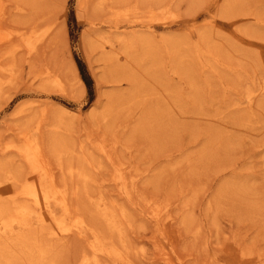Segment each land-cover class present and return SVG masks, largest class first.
<instances>
[{"label":"rangeland","instance_id":"rangeland-1","mask_svg":"<svg viewBox=\"0 0 264 264\" xmlns=\"http://www.w3.org/2000/svg\"><path fill=\"white\" fill-rule=\"evenodd\" d=\"M83 1L0 0V186L22 191L26 137L104 264H264V0ZM90 242L39 264H79Z\"/></svg>","mask_w":264,"mask_h":264},{"label":"bare ground","instance_id":"bare-ground-1","mask_svg":"<svg viewBox=\"0 0 264 264\" xmlns=\"http://www.w3.org/2000/svg\"><path fill=\"white\" fill-rule=\"evenodd\" d=\"M60 2L63 3V0H60ZM104 2L105 0H101L99 5H104ZM82 7L85 9V5L82 4ZM82 7H79V9ZM86 40L87 47L91 51L101 48V45L104 44V40L100 36H93L92 38L90 36ZM118 40L124 44L127 41L121 37ZM31 49L30 47V51ZM70 69H73V67ZM64 70H66V67ZM73 72L75 71L73 70ZM49 74L51 72H47L48 78H50ZM56 78H50L52 79L49 81L50 84H53V87L62 89V81ZM23 143L22 146L17 148V151H19L20 156L28 164L30 173L28 178L25 179L22 191L18 195H14L8 187L0 186V264H11L12 262L8 258H13L15 262H20L28 260V257L30 258L28 260L29 264H33V262L34 264H39L45 260V253L48 248H51L55 244H61L67 241V239L69 240L71 236L75 237V239H84L90 236L93 241L89 243L88 252L83 251L79 257V264H104L101 257L110 252L103 246L104 243L101 236L99 237L88 226L82 214L78 213L73 204L74 198H71L72 195L69 196L66 188L59 190L51 181L49 185H45L44 187L42 181L46 178L52 179V175L46 170L42 150L38 143L31 144L26 137L23 138ZM73 170L74 168L70 167V174H73ZM105 204L99 201L95 205V209L100 212V217L103 221L109 224V228L116 229L120 234V231H122L121 225L125 223L122 220L124 214L116 211L119 221L113 222L108 212L104 211ZM160 208L157 211L151 208V215L154 220L161 218L158 217L164 208ZM33 229H36V231L33 232ZM39 234L40 236H38ZM32 240H34L33 243ZM44 241L52 243L51 246L43 245ZM113 252L115 256H120V252L117 249L114 248ZM140 252L143 257V250H140ZM28 253H31V255H27ZM137 254L139 255V253ZM161 255L168 256L167 253H161ZM166 260L163 259V261Z\"/></svg>","mask_w":264,"mask_h":264},{"label":"trees","instance_id":"trees-1","mask_svg":"<svg viewBox=\"0 0 264 264\" xmlns=\"http://www.w3.org/2000/svg\"><path fill=\"white\" fill-rule=\"evenodd\" d=\"M79 68H80V73H81V76H82V79L83 81L87 84L88 88H89V83L87 81V78L85 77V74H84V70H83V67H82V64L79 63ZM81 79V80H82ZM82 81V82H83Z\"/></svg>","mask_w":264,"mask_h":264}]
</instances>
